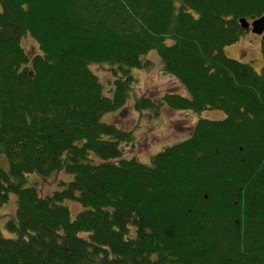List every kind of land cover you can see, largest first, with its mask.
Instances as JSON below:
<instances>
[{"label": "trees", "instance_id": "obj_1", "mask_svg": "<svg viewBox=\"0 0 264 264\" xmlns=\"http://www.w3.org/2000/svg\"><path fill=\"white\" fill-rule=\"evenodd\" d=\"M262 15L264 0H0V206L15 196L0 264H264V31L259 72L223 52L239 18ZM151 49L183 92L134 109L224 117L142 162L122 155L130 130L102 118ZM58 171L70 178L49 195L27 179Z\"/></svg>", "mask_w": 264, "mask_h": 264}, {"label": "rangeland", "instance_id": "obj_2", "mask_svg": "<svg viewBox=\"0 0 264 264\" xmlns=\"http://www.w3.org/2000/svg\"><path fill=\"white\" fill-rule=\"evenodd\" d=\"M173 2L177 4L178 0ZM261 39L260 35L247 29L234 43L225 45L223 52L230 58L249 63L255 71L259 72L263 61L260 52ZM20 45L28 57L37 52L36 43L29 36H22ZM142 57L150 63L144 68L133 70L134 80L124 105L113 113L104 114L102 119L116 124L121 129L130 130L132 142L121 144L124 157L134 156L142 162H148L149 157L163 146L185 138L197 118L222 119L224 113L218 109H205L192 113L163 106L157 113L149 109L139 111L134 109L133 101L138 96H148L157 101L164 92H183L177 81L161 70L155 50H149ZM90 68L103 83L104 93L110 95L109 72L98 65H91ZM0 166L6 168L5 158L1 154ZM69 178L70 176L62 171L54 172L48 177H39L33 173L27 176L29 183L34 185L40 196L49 195L55 189L62 187L60 181H66ZM65 205L68 207L71 218L81 209L75 201H67ZM14 209L15 196L10 193L7 201L0 206V232L6 237L15 236L13 232L4 228L5 219L13 213Z\"/></svg>", "mask_w": 264, "mask_h": 264}, {"label": "water", "instance_id": "obj_3", "mask_svg": "<svg viewBox=\"0 0 264 264\" xmlns=\"http://www.w3.org/2000/svg\"><path fill=\"white\" fill-rule=\"evenodd\" d=\"M242 28H249L255 34H261L264 30V15L251 19L249 22L244 18H239Z\"/></svg>", "mask_w": 264, "mask_h": 264}, {"label": "flooded vegetation", "instance_id": "obj_4", "mask_svg": "<svg viewBox=\"0 0 264 264\" xmlns=\"http://www.w3.org/2000/svg\"><path fill=\"white\" fill-rule=\"evenodd\" d=\"M247 29H249V28H246V30H247ZM254 34H255V33H254ZM258 35H260L261 38H262V37H263V32H262L261 34H258Z\"/></svg>", "mask_w": 264, "mask_h": 264}]
</instances>
